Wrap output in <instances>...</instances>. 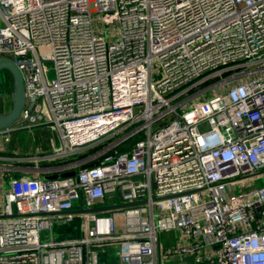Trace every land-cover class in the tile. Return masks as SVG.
<instances>
[{"label": "built area", "instance_id": "2783aa9c", "mask_svg": "<svg viewBox=\"0 0 264 264\" xmlns=\"http://www.w3.org/2000/svg\"><path fill=\"white\" fill-rule=\"evenodd\" d=\"M2 57L0 264H264V0H0ZM42 126L60 147L10 153Z\"/></svg>", "mask_w": 264, "mask_h": 264}, {"label": "rangeland", "instance_id": "374dc122", "mask_svg": "<svg viewBox=\"0 0 264 264\" xmlns=\"http://www.w3.org/2000/svg\"><path fill=\"white\" fill-rule=\"evenodd\" d=\"M44 77L47 82H50L54 78V70L50 63H45L42 66ZM52 139V144L49 141ZM53 145V146H52ZM53 147H60V142L58 140L57 134L54 129L50 126L34 127L28 130H22L20 127L16 128L11 134L10 144L8 149L11 154H22L23 156H31L37 154L48 153ZM17 152V153H16ZM116 232H120L122 229V222L120 218L115 219ZM74 230H70L67 233L68 237H75L78 235L77 222L72 224ZM169 240L166 246L174 245L177 241V234L169 233ZM162 242L167 239L166 234L161 236ZM165 245V244H164ZM112 254L118 250V247H113ZM187 264H191V258L186 260ZM166 264H182L178 261L173 260Z\"/></svg>", "mask_w": 264, "mask_h": 264}, {"label": "water", "instance_id": "95a60500", "mask_svg": "<svg viewBox=\"0 0 264 264\" xmlns=\"http://www.w3.org/2000/svg\"><path fill=\"white\" fill-rule=\"evenodd\" d=\"M8 76L11 80V89L8 94L10 107L9 110L4 112L3 110V101H2V83L4 82L5 76ZM25 105V88L23 83V78L21 72L17 68V66L13 63V61L9 58L2 57L0 58V130L9 129L17 125L20 113ZM135 140L127 143L122 147V149H126ZM74 175L73 172H67L59 175L60 177H72ZM51 178H56L53 176ZM143 202H133V203H119L116 205H107L104 207H95L89 210H85L87 213H97V212H107L113 209L125 208L128 206H134L137 204H141ZM80 211L73 210L69 211V214H77Z\"/></svg>", "mask_w": 264, "mask_h": 264}, {"label": "crops", "instance_id": "0c3cea01", "mask_svg": "<svg viewBox=\"0 0 264 264\" xmlns=\"http://www.w3.org/2000/svg\"><path fill=\"white\" fill-rule=\"evenodd\" d=\"M49 141L51 142V144L53 143L52 142V139H49ZM53 146V145H52ZM54 148V147H53ZM52 148V149H53ZM51 149V150H52ZM11 153V152H10ZM17 153V152H16ZM15 154V153H14ZM15 155H22V154H15ZM255 186H264V173H262V175H260L259 176V178H257L256 179V181H255ZM69 231H67L66 232V235H65V237H68L67 236V233H68ZM175 234H177V233H175ZM166 237H167V239H165L166 241H164L163 243L166 245V243L168 242V240H169V235L168 234H166ZM179 238V235L177 234V239ZM162 240V239H161ZM110 251L112 252V250H109L108 251V255H107V264H114V262H115V258H114V255L112 254V253H110ZM102 260H104L105 261V255H103L102 256V258H101ZM177 261V260H176Z\"/></svg>", "mask_w": 264, "mask_h": 264}, {"label": "flooded vegetation", "instance_id": "af4514ba", "mask_svg": "<svg viewBox=\"0 0 264 264\" xmlns=\"http://www.w3.org/2000/svg\"><path fill=\"white\" fill-rule=\"evenodd\" d=\"M10 89H11V80H10V78L6 75L5 78H4V82L2 83V91H3V93H2V95H1V97H3V95H5V93H6L7 91L10 92ZM8 102H9V97H8ZM9 104H10V102H9Z\"/></svg>", "mask_w": 264, "mask_h": 264}]
</instances>
